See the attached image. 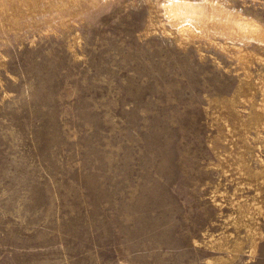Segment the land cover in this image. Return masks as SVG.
Segmentation results:
<instances>
[{
	"label": "rangeland",
	"instance_id": "1",
	"mask_svg": "<svg viewBox=\"0 0 264 264\" xmlns=\"http://www.w3.org/2000/svg\"><path fill=\"white\" fill-rule=\"evenodd\" d=\"M0 264H264V0H0Z\"/></svg>",
	"mask_w": 264,
	"mask_h": 264
}]
</instances>
